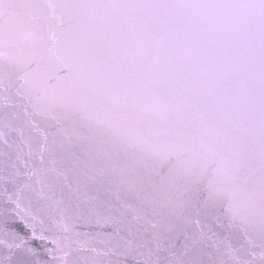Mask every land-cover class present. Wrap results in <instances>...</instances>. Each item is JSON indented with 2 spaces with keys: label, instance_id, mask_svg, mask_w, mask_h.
<instances>
[{
  "label": "snow or ice",
  "instance_id": "snow-or-ice-1",
  "mask_svg": "<svg viewBox=\"0 0 264 264\" xmlns=\"http://www.w3.org/2000/svg\"><path fill=\"white\" fill-rule=\"evenodd\" d=\"M0 91V264H264V0H0Z\"/></svg>",
  "mask_w": 264,
  "mask_h": 264
},
{
  "label": "water",
  "instance_id": "water-1",
  "mask_svg": "<svg viewBox=\"0 0 264 264\" xmlns=\"http://www.w3.org/2000/svg\"><path fill=\"white\" fill-rule=\"evenodd\" d=\"M12 99L17 105H19L21 103L19 98L15 97V96H13ZM3 103H4L3 94H2V91H0V189H2L3 186H4L3 183H2V180H3V177L6 175L5 165H6V163H9L8 155L12 154L14 156L15 155V148L21 144L19 131H14L12 129L13 128L19 129L20 127H24L25 129H27V127H28V125L26 123L27 118L23 115V110L21 108L17 107L16 109H7L6 110L3 107ZM24 103H26V102H24ZM6 112H15V113H18L19 116H20L19 120L13 119V120L10 121L11 127H9L8 123H5L4 116H5ZM36 120L39 121L40 117H36ZM27 135H28V133L26 131L25 132V136L27 137ZM5 139H7L8 142L13 145L12 148H9L7 145L4 144L3 141ZM20 167H21V171L22 172L26 171V169H24L22 165ZM96 194L97 193L93 192V195H96ZM99 195L101 196L102 199H105V198L106 199H111V196L107 195L103 190H101L99 192ZM0 196H2V192H0ZM6 207H9V206H6V205L0 203V210L4 209ZM2 219H3V217H0V220H2ZM8 222L9 223H13L10 220ZM206 223H207V225L209 227L214 229L215 232L219 233L223 237H228L229 236L228 230H226V229L222 230V229L216 228L215 224L213 223V221L211 219L207 220ZM15 224L17 225L16 230L20 231L21 235H24L27 232L26 229H23L22 226L19 225V221L18 220L15 221ZM83 231H86V232L87 231H93V232H95V231H98V229H95V228L89 229V228L85 227L83 229ZM209 235H212V232H209ZM231 242H232V244H233L235 249H240L242 246H244V240H243L242 237H239V236L233 237ZM32 243H33L34 247H36L37 249L41 250V252H43V250L41 249L39 241H33ZM94 246L98 250H104L105 249V245L103 243L97 242V243H95ZM260 251H261V249L258 248V247L255 249V252L257 254H259ZM84 255L90 256V255H94V254L85 253ZM42 258H46V257H42ZM249 258H251V257H249ZM98 259L104 261L105 264H107V261L110 258L109 257H105V256H101ZM111 259L115 260L116 257H111ZM205 259H207V257H205ZM225 259L227 260L228 257H225Z\"/></svg>",
  "mask_w": 264,
  "mask_h": 264
}]
</instances>
